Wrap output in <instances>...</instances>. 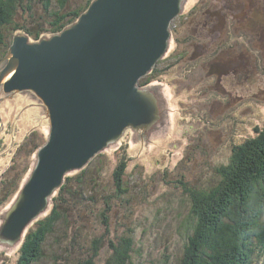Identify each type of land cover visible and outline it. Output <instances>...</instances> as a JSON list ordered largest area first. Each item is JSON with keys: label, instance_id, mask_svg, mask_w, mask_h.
Wrapping results in <instances>:
<instances>
[{"label": "rangeland", "instance_id": "374dc122", "mask_svg": "<svg viewBox=\"0 0 264 264\" xmlns=\"http://www.w3.org/2000/svg\"><path fill=\"white\" fill-rule=\"evenodd\" d=\"M64 1V13H68L84 7L89 0ZM22 6L28 11L20 10ZM20 7L14 9L6 25L0 24L3 45L11 44L16 31L38 32L48 27L39 20L44 16L40 5L23 0ZM32 20L38 21L39 27L36 23L32 27ZM171 24L174 27L170 28L168 51L154 67L158 72L153 68L140 79L152 81L140 87L156 95L160 120L147 130L127 127L115 144L100 152L102 157L93 158L94 165L93 159L86 164L92 162L90 178L86 179H94L98 185L99 179L103 182L97 194L101 187L113 189L112 172L122 156L126 159L123 181L129 191L128 202L119 206L120 201L115 199L109 225L105 226L102 198L92 201L89 196L87 208L93 213L87 215L88 220L82 217V221H75L84 248L90 247L94 238H103L97 264L108 256V241L128 235V228L133 230L141 250V264H160L163 255H169V264H177L185 241L181 225L189 216L190 206L184 183L188 191L219 186L221 172L236 167L231 159L234 148L264 125V0H187ZM47 37L49 33L29 40ZM41 103L30 92L5 94L0 89V176L6 177L0 191V229L35 170L39 149L47 143L50 120ZM34 129L36 134L30 140L43 138L37 150L24 140ZM76 180L74 174L72 182ZM77 187L72 183L74 191ZM61 193L65 203L68 196ZM52 197L37 219L50 213ZM35 221L12 245H0V264L17 263ZM75 236L56 228V233L43 238L42 259L33 264H63L67 248H75ZM70 260L66 264H76L75 259Z\"/></svg>", "mask_w": 264, "mask_h": 264}, {"label": "water", "instance_id": "95a60500", "mask_svg": "<svg viewBox=\"0 0 264 264\" xmlns=\"http://www.w3.org/2000/svg\"><path fill=\"white\" fill-rule=\"evenodd\" d=\"M185 1L93 0L59 36L13 37L1 61L0 89L42 100L50 136L5 218L0 245H12L46 211L66 171L85 166L127 127L147 130L160 120L156 95L139 81L167 53L170 23Z\"/></svg>", "mask_w": 264, "mask_h": 264}, {"label": "trees", "instance_id": "16d2710c", "mask_svg": "<svg viewBox=\"0 0 264 264\" xmlns=\"http://www.w3.org/2000/svg\"><path fill=\"white\" fill-rule=\"evenodd\" d=\"M22 1L0 0L2 26L7 24L14 9L20 7ZM26 1L29 5L32 3L40 5L44 16L39 20L44 21L48 27L38 32L20 30L16 33L32 36L33 40H37L45 33H49V36L57 34L73 24L93 0H89L84 7L75 12L68 13H64V0H56L55 6L53 0ZM20 10L26 12L27 8L22 6ZM33 20L30 25L34 27L36 23V27H39L38 21ZM42 25L43 23L40 27ZM0 45H3L1 34ZM8 47V44L3 45L4 51L2 50L1 57L6 55ZM153 71L158 72L157 67ZM144 80H140L141 87L152 82L147 78ZM254 133V136L234 148L231 159L234 160L236 167L221 172L222 181L219 186L214 189L209 186L199 187L195 191L194 189L188 191L189 186L184 183L190 206L189 216L181 225L184 228L185 241L177 264H264V125L256 128ZM29 134L31 135L24 140L30 142V146L37 150L42 145L43 138L30 140L36 134L35 129ZM102 153L96 155L94 159L102 157ZM92 162L83 170L74 171L66 176L63 185L52 197L50 213L40 220L37 219L35 228L26 234L16 264H33L41 260L43 238L56 233V228L62 234L70 231L73 236L76 235L72 239L75 248H67L68 254L62 259L63 264L70 263L71 258L76 260V264L99 263L96 257L104 248L103 238H94L91 246L84 248L80 245L83 236L80 229L75 228V221H82V217L88 220L87 215L93 212L87 208V198L91 196L89 198L93 201L95 197H99L98 200L102 198L104 206L103 221L105 226H108L115 199L120 201L119 206L123 202L127 203L129 191L127 183L123 181L126 168L124 156L121 157L110 177L113 189L109 191L108 188L101 187L97 194L95 191L103 184L101 179L99 185L94 179H86L90 178L88 171L92 168ZM74 174L77 180L72 182ZM72 183L78 185L75 191ZM62 191L68 196L65 203L66 198ZM94 205H98V201ZM127 233L129 234L108 241L106 246L109 251L108 256L102 264H141V250L136 243L134 232L128 228ZM236 254H239V258L235 257ZM168 261L169 255H163L160 264H169Z\"/></svg>", "mask_w": 264, "mask_h": 264}, {"label": "bare ground", "instance_id": "6f19581e", "mask_svg": "<svg viewBox=\"0 0 264 264\" xmlns=\"http://www.w3.org/2000/svg\"><path fill=\"white\" fill-rule=\"evenodd\" d=\"M186 1H187V0H186ZM91 4H92V3H90V5H91ZM85 11H86V10H85ZM85 11H83V12H85ZM83 12H82L80 15L84 14ZM80 15H79V17H80ZM79 17L77 18V20H76L75 22H78ZM75 22H74V23H75ZM71 25H72V24H71ZM67 27H69V26H67ZM67 27H65L64 29H66ZM64 29H63V30H64ZM63 30H62V31H63ZM62 31H60V32L57 33V34L50 35V36H54V35H58V36H59V35L61 34ZM50 36H49V37H50ZM38 99H39V98H38ZM39 100H40V99H39ZM40 101L43 103V105H44V107H45V103H44L42 100H40ZM2 123H3V122H2ZM2 123H1V124H2ZM49 136H50V132H49V135H48V137H47V141H46L47 143H48V141H49ZM47 143H46V144H47ZM46 144H45V145H46ZM45 145H44V146H45ZM44 146H42V147L39 149V151L42 150V149L44 148ZM104 150H105V149H104ZM104 150H103V151H104ZM39 151H38V153H39ZM101 152H102V151H101ZM98 153H100V152H98ZM98 153H97V154H98ZM97 154H96V155H97ZM96 155H95V156H96ZM95 156H94V157H95ZM94 157H93V158H94ZM93 158L89 159V161L92 160ZM89 161H88V162H89ZM37 165H38V162L36 163V167H37ZM85 166H86V164H85ZM85 166H83L82 168H84ZM36 167H35V169H36ZM80 169H81V168H80ZM75 170H77V169H76V168H75V169H70V170H68V171H66V172L64 173V176L61 178V181H60L59 185H58L57 187H55L54 190L52 189V195L54 194V192H55L58 188L61 187V185L63 184L64 177H66L68 174L72 173V172L75 171ZM34 171H35V170H34ZM29 180H30V179H29ZM36 219H37V218H36ZM36 219H35V220H36ZM35 220H34V221H35ZM32 222H33V221H32ZM32 222H31V223H32ZM31 223H30V224H31ZM30 224H29V225H30ZM29 225H28V226H29ZM28 226H26L25 229H26ZM25 229H24V231H25ZM24 231H23V233H24Z\"/></svg>", "mask_w": 264, "mask_h": 264}, {"label": "flooded vegetation", "instance_id": "af4514ba", "mask_svg": "<svg viewBox=\"0 0 264 264\" xmlns=\"http://www.w3.org/2000/svg\"><path fill=\"white\" fill-rule=\"evenodd\" d=\"M174 27V25L173 24H171V26H170V28H173ZM172 30V29H171ZM171 33H172V31H171ZM173 36V35H172ZM162 71H163V69H162ZM0 142H1V140H0ZM16 149H18V147H16ZM6 178V177H5ZM5 178H4V176H3V179H2V176H0V191L2 190L1 189V187H2V181L3 180H5Z\"/></svg>", "mask_w": 264, "mask_h": 264}]
</instances>
